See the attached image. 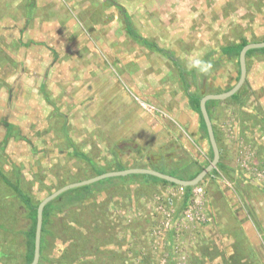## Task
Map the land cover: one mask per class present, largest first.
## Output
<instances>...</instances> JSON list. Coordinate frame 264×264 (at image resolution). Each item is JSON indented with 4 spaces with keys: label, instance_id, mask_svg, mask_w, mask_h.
<instances>
[{
    "label": "rangeland",
    "instance_id": "obj_1",
    "mask_svg": "<svg viewBox=\"0 0 264 264\" xmlns=\"http://www.w3.org/2000/svg\"><path fill=\"white\" fill-rule=\"evenodd\" d=\"M113 1L129 12L139 34L180 56L188 70L204 52L241 37L264 40V0ZM84 37L104 45L97 42L96 52H88L91 47L66 41ZM252 56L239 90L243 104L226 98L213 111L219 160L234 168L210 171L192 186L186 204L181 186L91 183L105 189L83 200L77 213H58L44 264H69L60 257L65 246L86 254L70 264H117L118 258L129 264H169L171 258L174 264H264V54ZM236 60H222L202 84L199 76L200 93L231 86ZM121 62H130V72H121ZM188 82L197 88L191 76ZM147 87L148 97L142 93ZM79 90L90 93L85 111L72 106ZM32 121V143L0 141V170L33 202L66 183L116 170L110 147L122 140L147 148L153 158L161 154L168 166L210 161L206 139L197 142L198 113L174 67L129 37L122 15L105 0H0V140L16 124L27 135ZM67 138L103 171L75 156ZM120 162L143 165L131 148ZM23 212L0 179V264L22 263ZM98 220L105 227L91 231ZM70 225L86 238H63ZM242 232L252 246L244 244Z\"/></svg>",
    "mask_w": 264,
    "mask_h": 264
},
{
    "label": "trees",
    "instance_id": "obj_2",
    "mask_svg": "<svg viewBox=\"0 0 264 264\" xmlns=\"http://www.w3.org/2000/svg\"><path fill=\"white\" fill-rule=\"evenodd\" d=\"M107 2H112L113 5L118 9L119 13L122 15L123 21L125 22V27L127 30L128 35L137 43L140 44L141 46L147 48L149 51L155 52L164 58L168 60L172 66L174 67L175 72L177 73L180 83L182 88L185 90V93L188 97L189 104L198 113L199 116V128H200V137H198L197 142L199 145L202 144V139L205 138L207 143H208V155L209 158H212V149L210 147L209 141H208V136L206 132V127L204 120L201 116L200 109H199V99L206 93H200L201 91L199 90L198 86L200 79H198L199 76L202 77V79L209 77L210 73L215 70L219 64L222 62V60H227L233 57H236V64H237V73L235 76V81L238 79L239 76V65H238V53L240 49L242 48L243 45L248 43V41L244 38L241 37L239 42L236 43H230L227 45L220 46L217 49L211 50L210 52L204 54L202 58H200V64L199 66H196L192 70H188L184 67L182 64L180 57L175 54L173 51L160 46L157 42L150 40L146 36L139 34L133 27H132V22H131V17L129 15V12L125 10L124 6L121 5L118 2H115L113 0H105ZM13 42V41H12ZM254 53H260L264 54V49L262 48L261 51H256L254 49H250L246 52V58L251 56ZM220 59V60H219ZM216 62V63H215ZM215 64V65H214ZM191 76V81L192 85L196 86V89H191V84L188 82V77ZM204 79L201 80V84L204 83ZM233 83V84H234ZM232 84V85H233ZM231 85V86H232ZM229 86L227 89L231 88ZM242 87V86H241ZM226 89V90H227ZM240 90V89H239ZM239 90L234 93L231 97L234 100H236L239 104L242 103V96L240 95ZM218 102L214 100H208L206 102V108L208 111V114L211 119V110L209 109L211 106H214L215 103ZM214 130V128H213ZM214 135L215 139L217 142V133L214 130ZM69 141L70 145L72 146V153L87 161L92 169H96L98 171H103L102 169H97L95 167L94 162L92 159L86 155L85 153L77 150L74 148L73 143L67 138ZM132 147L127 146L126 140H122L119 143H115L110 147V153L114 157L115 164H116V170L117 169H124V167L121 162H120V156L124 154V151L126 149H130L131 151L136 153V156L138 157V160L142 161L143 165H136L138 167H149L155 170H158L160 172L170 174L173 176H176L181 179H191L193 178L205 165H200L196 166V161L190 160L186 165L182 166H168L165 164L163 157L161 154L153 156L148 152L147 148H144L136 143H132ZM218 145V144H217ZM219 148V147H218ZM154 159H158L157 162ZM209 159V160H210ZM217 169H220L223 172H227L229 169L225 164H223L220 160L218 161L215 169H213L211 172H215ZM0 179L4 184H6L14 193V196L16 197V200L20 204V207L23 209L24 216L26 218V224L24 227L19 231V233L22 236V243H23V252H22V263L21 264H29L32 260L33 256V247H34V233H35V223H36V207L38 202H33L30 194L24 192L20 185L18 184L17 181H11L6 175L0 170ZM112 180L113 182L111 184H120L124 182H140L145 185H154V184H163V185H170V186H179L176 185L172 182H169L167 180L158 178L156 176L150 175V174H129L125 176H115V177H110V178H105L104 180H100L98 182H95L96 185L98 184H103L104 182ZM108 183V182H107ZM105 184V183H104ZM110 187L109 183L107 185L108 188ZM182 187V186H181ZM105 188H93L90 186V184L79 186V187H74L71 189H68L52 200H50L48 203L45 204L43 211H42V227H41V237H40V256H39V261L38 264H44V262L47 261L46 257V249L49 244V239L48 237L50 235H54V230L50 227L53 223L54 218L58 215L59 212H62L64 210H68L69 208H72L73 212L77 213V209L79 208L80 204L82 203L83 200L94 196L97 192H101ZM183 190V195H182V203L186 204L188 202V198H190L191 195V190L192 186H185L182 187ZM96 192V193H95ZM75 207V208H74ZM71 210V211H72ZM97 213V212H96ZM97 216V215H96ZM97 218H95L96 220ZM145 223V222H141ZM140 223V224H141ZM148 224V222L146 221ZM145 223V224H146ZM97 224V223H96ZM94 221V226L90 227L91 231L98 230L99 228L105 227L106 223L104 221H99L98 224L96 225ZM90 230V229H89ZM68 235L64 234L62 235L63 238L69 237L70 239H78V238H86L84 236V232L80 231V228H75L73 226H69L68 230ZM67 233V231H66ZM170 238V237H169ZM77 241V240H75ZM73 246V245H72ZM66 247V246H65ZM63 247L62 254L60 257L64 259L66 262L69 264L72 262L73 259H77L80 256H86L84 252L77 246H73L74 249H76L74 252L75 254H72L69 252L67 248ZM113 251V250H112ZM111 251V252H112ZM114 255V252H112ZM118 254V253H117ZM116 255V254H115ZM114 255V256H115ZM172 255H170L171 257ZM117 257V255H116ZM172 258L169 260V264H174L173 261H171ZM83 261V258H82ZM113 263V262H111ZM129 264V262H124L123 259L117 260V264Z\"/></svg>",
    "mask_w": 264,
    "mask_h": 264
},
{
    "label": "water",
    "instance_id": "obj_3",
    "mask_svg": "<svg viewBox=\"0 0 264 264\" xmlns=\"http://www.w3.org/2000/svg\"><path fill=\"white\" fill-rule=\"evenodd\" d=\"M264 47V40L262 41H255V42H248L242 46L238 53V65H239V76L236 82L231 86V88L220 92V93H206L199 99V109L201 116L204 120L206 132L208 136V141L210 147L212 149V158L210 161L191 179H181L176 176L166 174L160 172L158 170L149 168V167H129L124 169H117V170H109L106 172L99 173L95 176H91L82 180H78L75 182L66 183L51 193L47 194L43 197L36 207V223H35V233H34V247H33V256L32 260L29 264H38L39 256H40V237H41V227H42V211L46 203L50 200L61 194L62 192L74 188L79 187L87 184H91L98 180L107 178V177H115V176H125L129 174H150L156 176L158 178L167 180L172 182L176 185L185 187V186H194L198 184L210 171H212L220 158L219 148L215 139L213 125L208 114L206 108V102L208 100H223L226 98L231 97L234 93H236L241 86L243 85L245 78H246V52L250 49L254 48H261Z\"/></svg>",
    "mask_w": 264,
    "mask_h": 264
},
{
    "label": "crops",
    "instance_id": "obj_4",
    "mask_svg": "<svg viewBox=\"0 0 264 264\" xmlns=\"http://www.w3.org/2000/svg\"><path fill=\"white\" fill-rule=\"evenodd\" d=\"M32 3V2H31ZM71 27V26H70ZM74 27L75 26H73V29H74ZM126 28V27H125ZM92 30V29H91ZM126 32H127V30H126ZM116 34H117V32H116ZM127 35H128V33H127ZM100 37L102 36V33H100V35H99ZM129 36V35H128ZM130 37V36H129ZM40 41H42V40H40ZM68 43H70V44H73L74 46H82V48H85V49H87L86 47H91L90 49H91V51H88V52H96V48L95 47H97V42H98V46H99V43H100V47L102 46V45H104V43H102V42H99L97 39H95V37H91V38H87V37H84V38H80V39H72V38H68L67 40H66ZM253 42H255V41H253ZM84 50V49H83ZM214 50V49H213ZM152 52V51H151ZM208 52H210V50L209 51H206V52H204L202 55H201V57H199L197 60H200V58H202V56L204 55V54H206V53H208ZM152 53H154V54H157V53H155V52H152ZM157 55H159V54H157ZM252 55H254V54H252ZM251 55V56H252ZM161 56V55H160ZM55 57H57L56 55H55ZM162 58H164L163 56H161ZM180 57V56H179ZM119 58V57H118ZM252 58H254L253 56H252ZM33 59H34V57H33ZM165 60H166V58H164ZM57 59L55 58L54 60H51V62H53V61H56ZM180 60H181V62H182V64L184 65V67H186L185 66V64L183 63V60H182V58H180ZM196 60V61H197ZM117 61V60H116ZM167 62H169L168 60H166ZM35 63H38V62H36L35 61ZM116 63V62H115ZM170 63V62H169ZM12 67V66H11ZM120 68V70H121V72L123 71V73H125V72H130V62H128V63H126V62H121L120 63V66H119ZM48 68H50V65H49V67ZM187 68V67H186ZM56 70V69H55ZM6 72H7V70H5ZM48 74H50V73H48ZM177 74V73H176ZM178 76V75H177ZM59 77H61V75H59ZM179 78V77H178ZM246 79V78H245ZM44 85V84H43ZM129 87V86H128ZM45 87H43V92H44V95H46V94H48L47 93V89L45 90L44 89ZM130 89V88H129ZM147 89H148V91H145V93L144 92H142L143 93V95H146L147 97L149 96L148 95V93H150V89L147 87ZM150 90V91H149ZM83 92V90H79L76 94L77 95H79V98H77L78 99V102H74V103H72L73 105V107L74 106H77L78 108H80L81 110L83 109L84 111L87 109V105H88V103H90L92 100H91V98H87L89 95L88 94H90V93H88V94H84V93H82ZM209 93H211V92H209ZM72 94V96L74 97V94L73 93H71ZM83 95H85V96H83ZM48 96V95H47ZM82 97V98H81ZM80 99H82L81 101H80ZM154 100H155V98H153ZM45 100V99H44ZM50 102H52V103H54V104H56V105H58V103H59V101H57V99H52V100H50ZM63 102H65V101H63ZM67 103V102H66ZM68 104V103H67ZM71 107V106H70ZM210 110H211V122H212V125H213V115H214V113H213V111H214V106H211L210 108H209ZM28 117V116H27ZM82 117H84V119H86V118H88V115L87 114H85V113H83V116ZM199 117V116H198ZM35 126H37V122L36 123H33V121L31 122V124H29V131H28V134L26 135V134H22V132H21V129H20V126H18V124H16V126L15 125H12V130L10 131V130H8L6 133H5V136H4V138H2L0 141L2 142V145L4 144V143H7L8 141H9V139L11 138L12 140L14 139V141H15V143H18V142H21V141H24V142H30V143H32L33 142V140H35V135H34V131L36 130V128H35ZM198 129L200 130V128H199V123H198ZM214 128V127H213ZM2 145H0V149L2 150ZM220 151V150H219ZM224 164L226 165V166H228V168H234V166H231L229 163H225L224 162ZM222 190V189H221ZM219 191V190H218ZM224 193H225V191H223ZM244 232H242L241 234H243ZM242 236V239L244 240V244L246 245V246H252L251 244V238H250V240H249V238L245 235V234H243V235H241ZM264 240V239H263ZM255 247V246H254Z\"/></svg>",
    "mask_w": 264,
    "mask_h": 264
},
{
    "label": "built area",
    "instance_id": "obj_5",
    "mask_svg": "<svg viewBox=\"0 0 264 264\" xmlns=\"http://www.w3.org/2000/svg\"><path fill=\"white\" fill-rule=\"evenodd\" d=\"M139 102V104L142 106V107H145V108H148V107H151V109H154L155 107L152 106L151 104H149L147 101L145 100H142V99H138L137 100Z\"/></svg>",
    "mask_w": 264,
    "mask_h": 264
},
{
    "label": "clouds",
    "instance_id": "obj_6",
    "mask_svg": "<svg viewBox=\"0 0 264 264\" xmlns=\"http://www.w3.org/2000/svg\"><path fill=\"white\" fill-rule=\"evenodd\" d=\"M195 64H196V66H199L200 61L197 60V61L195 62ZM214 169H215V168H214Z\"/></svg>",
    "mask_w": 264,
    "mask_h": 264
}]
</instances>
